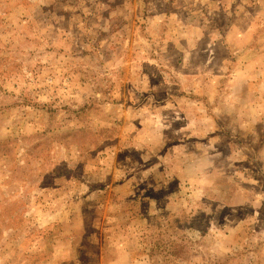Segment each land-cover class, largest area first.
Masks as SVG:
<instances>
[{
	"label": "rangeland",
	"instance_id": "rangeland-1",
	"mask_svg": "<svg viewBox=\"0 0 264 264\" xmlns=\"http://www.w3.org/2000/svg\"><path fill=\"white\" fill-rule=\"evenodd\" d=\"M0 264H264V0H0Z\"/></svg>",
	"mask_w": 264,
	"mask_h": 264
},
{
	"label": "trees",
	"instance_id": "trees-1",
	"mask_svg": "<svg viewBox=\"0 0 264 264\" xmlns=\"http://www.w3.org/2000/svg\"><path fill=\"white\" fill-rule=\"evenodd\" d=\"M174 253V252H173ZM175 254V253H174Z\"/></svg>",
	"mask_w": 264,
	"mask_h": 264
}]
</instances>
